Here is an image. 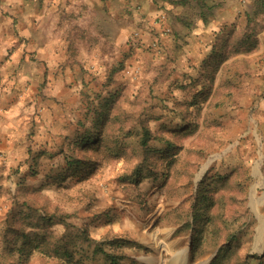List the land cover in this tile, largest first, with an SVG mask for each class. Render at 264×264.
I'll list each match as a JSON object with an SVG mask.
<instances>
[{
	"label": "rangeland",
	"instance_id": "rangeland-1",
	"mask_svg": "<svg viewBox=\"0 0 264 264\" xmlns=\"http://www.w3.org/2000/svg\"><path fill=\"white\" fill-rule=\"evenodd\" d=\"M257 1L101 0L93 27L63 8L72 0H47L58 9L43 32L54 39L47 48L35 11L26 62L0 65V114L12 110L20 133L10 156L0 154V264H174L184 252L186 264H213L226 249L216 264H264ZM63 51L68 58L55 59ZM23 66L30 80L19 105L1 73ZM62 87L74 91L64 103ZM106 111L102 145L82 146ZM231 178L243 188L248 233L236 228L233 199L235 217L219 213ZM203 180L213 182L201 193ZM203 197L220 208L215 226L205 210L195 216Z\"/></svg>",
	"mask_w": 264,
	"mask_h": 264
},
{
	"label": "crops",
	"instance_id": "crops-1",
	"mask_svg": "<svg viewBox=\"0 0 264 264\" xmlns=\"http://www.w3.org/2000/svg\"><path fill=\"white\" fill-rule=\"evenodd\" d=\"M33 1H40V0H0V65L2 64L4 67L6 65H13L18 63V65L22 62H26L25 57L20 53L24 52V46L26 43H28L33 38V31L35 30L32 25L33 18L36 17L35 11H38V14L41 18V27H40V33H39V40L43 42L44 40V47H48V41L53 42L54 39L52 36H46V34H43V32L47 31V28L45 27L48 23V17L52 13H55L58 9L55 8H48L47 0H44V5L41 6L38 3L35 5V8H33ZM253 3L256 0H249ZM81 2V3H80ZM58 4V3H57ZM79 4V5H78ZM253 5V4H252ZM84 6L86 8H84ZM251 6V5H249ZM97 7L99 10H97ZM100 7H101V0H93L90 2V0H72V2L69 5H65L63 8H68L67 10H75L77 13L79 11L84 14L91 25L94 27L95 23V17L96 15H101L100 13ZM38 9V10H37ZM86 9V11H85ZM238 12H241V9H238ZM85 11V12H84ZM248 11V10H247ZM249 13V12H248ZM58 15V14H56ZM79 15V14H78ZM59 17V16H58ZM89 27V26H88ZM56 30V28H55ZM55 42H61L59 40L58 35L55 36ZM8 49H16V53L12 52V55L10 56V52H7ZM23 49V50H22ZM65 53L68 54V52L63 51L62 53L57 52L55 53V59L61 58L62 61L65 58ZM47 54V52H46ZM82 54H80L81 56ZM52 56L54 57V54L52 53ZM43 57V56H42ZM66 58H68L66 56ZM43 59V58H41ZM51 62V61H50ZM2 66V67H3ZM8 69V67H7ZM28 70L23 66L21 70H18L15 72V70H11L10 72L1 73V78H5L4 80L9 81V83L12 84V86H9L10 88V94L11 99L15 100L17 97V103L25 104V91L28 87V81L30 80V75L27 72ZM71 75V74H70ZM62 76V75H61ZM73 78V75H71ZM52 77V75H51ZM68 78V77H67ZM50 80H53L50 78ZM55 91H50L51 94H53ZM74 91L69 90L66 88H61L57 92V98L58 100H63L62 102L69 101L66 98H70L73 95ZM54 96V95H53ZM13 102V101H11ZM3 101H0V110L1 108H4ZM71 104L70 106H72ZM26 107V105H23ZM55 106H59L58 104H55ZM56 108V107H55ZM23 112L25 111V108L23 109ZM25 114V113H23ZM12 110L5 111L4 114H0V154L3 155H9L11 145L10 143L14 142V138H16V135H20L19 130L14 131V122L15 119L12 120L11 118ZM22 128V127H21ZM17 130V129H16ZM10 156V155H9Z\"/></svg>",
	"mask_w": 264,
	"mask_h": 264
},
{
	"label": "trees",
	"instance_id": "trees-1",
	"mask_svg": "<svg viewBox=\"0 0 264 264\" xmlns=\"http://www.w3.org/2000/svg\"><path fill=\"white\" fill-rule=\"evenodd\" d=\"M257 4L260 6V7H264V0H259L257 1ZM107 109V108H106ZM108 110V109H107ZM96 121H95V133L98 135V136H94V135H88L86 137L83 138L82 140V146H85V145H97V146H101L102 145V138L99 137L100 133V129L103 125H99V124H103L104 120L105 119H108V112L106 111L105 113L103 114H99L96 116ZM99 137V139H98ZM225 179V178H224ZM223 179V180H224ZM227 185L225 186V188H223V190L219 193V195H217V198L220 199V201H223L225 204H228L230 206H227L225 205V209L222 210V212H219L220 215H222V218H223V221L224 222H227L228 221V218L230 216V213H232L231 215L235 217V213L233 214V212H238V216H237V220L239 221L237 223V229H241L243 223H240V221L244 218H246V212H244L243 208L241 207L242 204H243V201H242V196L243 194L241 195L242 193V190L243 188H241V184H238V181H236L234 178L232 179H229L227 180ZM211 182L213 181H209V182H206V181H201V183L199 184V189L201 191V193L205 190H207V187L209 186L208 184H210ZM226 184V183H225ZM231 189H234V191L232 192ZM227 190H230L232 193H231V198H227V195L228 192ZM227 192V193H226ZM237 194L239 195L238 198L237 197ZM215 195L216 193L213 195V198H215ZM216 199V198H215ZM230 199H233L232 201H234L233 203H237L239 206H237L235 209H233V212H231V208H232V201H230ZM239 199V200H238ZM215 204L216 202L213 201ZM210 199V201L206 200L205 197L202 198L201 202L197 205V209H196V212H195V216L196 218L198 219L200 216H202V212L205 210V213L206 214H212L213 217V221H212V225L215 226L217 225V219H219V217L216 216L217 213H215L217 210H219L220 208L219 207H215L214 206V203H213ZM228 202V203H227ZM204 208V209H203ZM215 213V214H214ZM250 224H248L246 226V228L243 230L241 229V231H244L245 233H248L250 230L249 228ZM207 252H210V250H207ZM225 252H227V249L226 250H221L217 255V258L215 260V262H213V264H216L218 262V259L220 257V255L222 254H226ZM70 257H71V253L70 251H68L67 249H64L63 252H62V258H64L66 261H69L70 260Z\"/></svg>",
	"mask_w": 264,
	"mask_h": 264
},
{
	"label": "bare ground",
	"instance_id": "bare-ground-1",
	"mask_svg": "<svg viewBox=\"0 0 264 264\" xmlns=\"http://www.w3.org/2000/svg\"><path fill=\"white\" fill-rule=\"evenodd\" d=\"M248 195V194H247ZM245 198V197H243ZM242 201H244V199H242ZM247 201V200H246ZM245 212V211H244ZM249 212V210H248ZM248 215V213L246 214ZM248 217V216H247ZM249 219V218H248ZM188 260V256L186 254V252L182 253V254H179L178 256H176V258L174 259V264H186ZM154 264H159V261L155 262ZM199 264H206V262H200Z\"/></svg>",
	"mask_w": 264,
	"mask_h": 264
}]
</instances>
